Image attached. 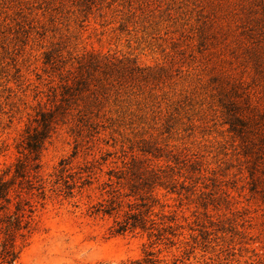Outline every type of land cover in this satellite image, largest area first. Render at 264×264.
Segmentation results:
<instances>
[{
  "label": "rangeland",
  "instance_id": "374dc122",
  "mask_svg": "<svg viewBox=\"0 0 264 264\" xmlns=\"http://www.w3.org/2000/svg\"><path fill=\"white\" fill-rule=\"evenodd\" d=\"M93 58L118 68L65 87ZM16 163L44 189L19 264H264V0H0V176ZM140 165L175 182L152 191L170 227L112 234Z\"/></svg>",
  "mask_w": 264,
  "mask_h": 264
},
{
  "label": "trees",
  "instance_id": "16d2710c",
  "mask_svg": "<svg viewBox=\"0 0 264 264\" xmlns=\"http://www.w3.org/2000/svg\"><path fill=\"white\" fill-rule=\"evenodd\" d=\"M117 65V62L108 59L103 61L97 58L89 59L79 64L80 76L66 79L64 86L73 88V91L77 93H94L91 87L93 78H97L94 72L103 71L105 68L111 69L112 66L117 69ZM94 99L96 100V96ZM85 105H88L87 111L92 112L88 109L89 102ZM232 130L243 138V127H232ZM28 147L36 150L39 142L28 143ZM37 167L38 165H34L24 170L16 163L12 178L0 176V264H19V255L34 232V212L37 199L44 196L43 185L38 179ZM131 175L132 177L127 181L130 183L129 193H122L119 187L111 186V190L108 191L110 197L107 203L102 205L103 213L113 217V223L110 226L111 233L121 234L135 230L165 231L170 225H166L165 221L157 222L152 217L153 206L158 202L152 191L156 185L167 186L166 182L173 188L174 180L168 177L164 179L165 175L161 174L159 168L148 165L138 166ZM115 176L118 178L117 183L120 184V178L124 176ZM126 196H128L127 199H125ZM131 197L133 199H130ZM157 263L155 251L148 249L144 251V256L128 264Z\"/></svg>",
  "mask_w": 264,
  "mask_h": 264
}]
</instances>
